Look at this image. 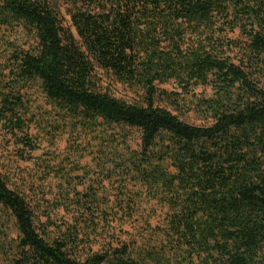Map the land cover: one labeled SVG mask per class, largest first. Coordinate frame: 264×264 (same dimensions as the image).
Masks as SVG:
<instances>
[{"label":"trees","instance_id":"1","mask_svg":"<svg viewBox=\"0 0 264 264\" xmlns=\"http://www.w3.org/2000/svg\"><path fill=\"white\" fill-rule=\"evenodd\" d=\"M0 264H264V0H0Z\"/></svg>","mask_w":264,"mask_h":264},{"label":"rangeland","instance_id":"2","mask_svg":"<svg viewBox=\"0 0 264 264\" xmlns=\"http://www.w3.org/2000/svg\"><path fill=\"white\" fill-rule=\"evenodd\" d=\"M104 86L107 87V89L110 90L114 95L125 99H132L136 98L137 96L134 92L129 91L126 87L110 80L108 77L104 78Z\"/></svg>","mask_w":264,"mask_h":264}]
</instances>
